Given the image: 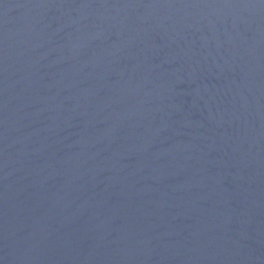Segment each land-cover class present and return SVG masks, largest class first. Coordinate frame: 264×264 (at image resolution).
I'll use <instances>...</instances> for the list:
<instances>
[{
    "label": "water",
    "instance_id": "95a60500",
    "mask_svg": "<svg viewBox=\"0 0 264 264\" xmlns=\"http://www.w3.org/2000/svg\"><path fill=\"white\" fill-rule=\"evenodd\" d=\"M0 264H264V0H0Z\"/></svg>",
    "mask_w": 264,
    "mask_h": 264
}]
</instances>
